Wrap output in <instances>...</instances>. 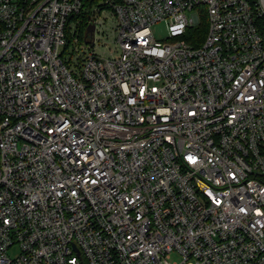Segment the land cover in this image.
<instances>
[{"label": "built area", "instance_id": "built-area-1", "mask_svg": "<svg viewBox=\"0 0 264 264\" xmlns=\"http://www.w3.org/2000/svg\"><path fill=\"white\" fill-rule=\"evenodd\" d=\"M87 2L0 0V264H264V0Z\"/></svg>", "mask_w": 264, "mask_h": 264}, {"label": "rangeland", "instance_id": "rangeland-1", "mask_svg": "<svg viewBox=\"0 0 264 264\" xmlns=\"http://www.w3.org/2000/svg\"><path fill=\"white\" fill-rule=\"evenodd\" d=\"M103 18V17H102ZM154 32L157 38H165L167 35V29L165 23H160L154 26ZM174 260H178V256L173 255Z\"/></svg>", "mask_w": 264, "mask_h": 264}, {"label": "trees", "instance_id": "trees-1", "mask_svg": "<svg viewBox=\"0 0 264 264\" xmlns=\"http://www.w3.org/2000/svg\"><path fill=\"white\" fill-rule=\"evenodd\" d=\"M88 1H89V2H87V3H88L87 5L90 6V4L97 3L98 0H88Z\"/></svg>", "mask_w": 264, "mask_h": 264}, {"label": "water", "instance_id": "water-1", "mask_svg": "<svg viewBox=\"0 0 264 264\" xmlns=\"http://www.w3.org/2000/svg\"><path fill=\"white\" fill-rule=\"evenodd\" d=\"M89 29H90L91 31H93L94 27H93V26H91V27H89Z\"/></svg>", "mask_w": 264, "mask_h": 264}]
</instances>
